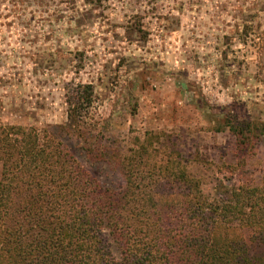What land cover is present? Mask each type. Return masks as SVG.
<instances>
[{
	"label": "rangeland",
	"instance_id": "374dc122",
	"mask_svg": "<svg viewBox=\"0 0 264 264\" xmlns=\"http://www.w3.org/2000/svg\"><path fill=\"white\" fill-rule=\"evenodd\" d=\"M71 101L97 144L173 136L208 194L260 183L264 133L244 149L210 129L228 115L264 124V0H0V126L58 134ZM63 141L90 166L81 138Z\"/></svg>",
	"mask_w": 264,
	"mask_h": 264
},
{
	"label": "trees",
	"instance_id": "16d2710c",
	"mask_svg": "<svg viewBox=\"0 0 264 264\" xmlns=\"http://www.w3.org/2000/svg\"><path fill=\"white\" fill-rule=\"evenodd\" d=\"M77 91L92 103L91 84ZM72 103L58 134L0 126V264H264V175L213 196L173 136L109 148ZM210 130L248 149L264 124L228 115ZM64 135L81 138L90 166L113 168L115 181L86 167Z\"/></svg>",
	"mask_w": 264,
	"mask_h": 264
}]
</instances>
